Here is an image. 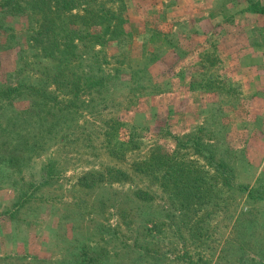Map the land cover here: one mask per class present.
Segmentation results:
<instances>
[{
  "label": "rangeland",
  "instance_id": "rangeland-1",
  "mask_svg": "<svg viewBox=\"0 0 264 264\" xmlns=\"http://www.w3.org/2000/svg\"><path fill=\"white\" fill-rule=\"evenodd\" d=\"M0 264H264V0H0Z\"/></svg>",
  "mask_w": 264,
  "mask_h": 264
},
{
  "label": "trees",
  "instance_id": "trees-1",
  "mask_svg": "<svg viewBox=\"0 0 264 264\" xmlns=\"http://www.w3.org/2000/svg\"><path fill=\"white\" fill-rule=\"evenodd\" d=\"M99 16H102V15H100L99 13L96 15V16H94L95 17V19L97 18L98 19V17ZM99 20H103V19H99ZM99 21H97L96 23H98ZM102 24V21H100L97 25H101ZM106 33H110L111 32V27H110V25L108 24V25H106Z\"/></svg>",
  "mask_w": 264,
  "mask_h": 264
}]
</instances>
